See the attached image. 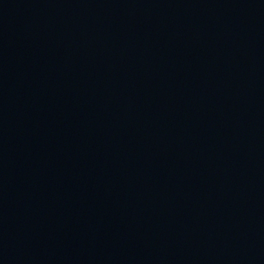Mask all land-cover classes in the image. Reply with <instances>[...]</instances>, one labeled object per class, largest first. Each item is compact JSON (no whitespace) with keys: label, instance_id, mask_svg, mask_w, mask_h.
I'll return each mask as SVG.
<instances>
[{"label":"water","instance_id":"water-1","mask_svg":"<svg viewBox=\"0 0 264 264\" xmlns=\"http://www.w3.org/2000/svg\"><path fill=\"white\" fill-rule=\"evenodd\" d=\"M0 264H264V0H0Z\"/></svg>","mask_w":264,"mask_h":264}]
</instances>
